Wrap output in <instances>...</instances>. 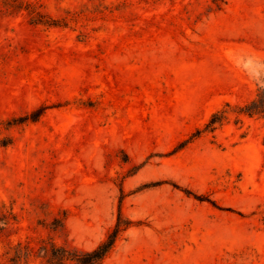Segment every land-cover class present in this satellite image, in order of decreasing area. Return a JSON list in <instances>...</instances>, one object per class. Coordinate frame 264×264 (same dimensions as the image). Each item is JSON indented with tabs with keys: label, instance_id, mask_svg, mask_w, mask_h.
<instances>
[{
	"label": "rangeland",
	"instance_id": "obj_1",
	"mask_svg": "<svg viewBox=\"0 0 264 264\" xmlns=\"http://www.w3.org/2000/svg\"><path fill=\"white\" fill-rule=\"evenodd\" d=\"M224 1L0 0V264L119 208L102 264H264V118L190 139L264 87V0Z\"/></svg>",
	"mask_w": 264,
	"mask_h": 264
},
{
	"label": "trees",
	"instance_id": "obj_2",
	"mask_svg": "<svg viewBox=\"0 0 264 264\" xmlns=\"http://www.w3.org/2000/svg\"><path fill=\"white\" fill-rule=\"evenodd\" d=\"M216 10H220L225 3L224 0H211ZM36 21L49 24L42 17L36 18ZM42 109L33 112L31 115L24 116L21 121H35L42 114ZM230 113H235V121L240 122L242 116L264 118V87L257 89L256 95L250 101L239 105H232L227 102L221 109L213 112L204 124L202 129H198L190 139H194L203 132L213 133L219 126L223 125L229 118ZM188 142V140H186ZM187 142H184L187 143ZM183 144V145H184ZM132 221L125 218L120 210L116 216L114 226L108 231L106 237L100 241L91 250H82L74 246L57 245L54 242L40 240L39 246L35 248L36 252L41 253L42 264H102L103 260L113 249L121 233L131 227ZM12 254L9 257L10 264H21L22 260L27 261L34 251L29 243L17 242L11 247Z\"/></svg>",
	"mask_w": 264,
	"mask_h": 264
}]
</instances>
